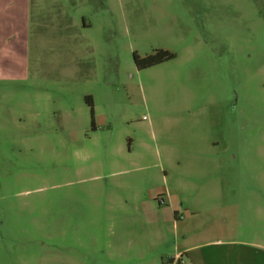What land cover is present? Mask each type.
I'll list each match as a JSON object with an SVG mask.
<instances>
[{
	"label": "rangeland",
	"instance_id": "obj_1",
	"mask_svg": "<svg viewBox=\"0 0 264 264\" xmlns=\"http://www.w3.org/2000/svg\"><path fill=\"white\" fill-rule=\"evenodd\" d=\"M0 264H264V0H0Z\"/></svg>",
	"mask_w": 264,
	"mask_h": 264
},
{
	"label": "trees",
	"instance_id": "obj_2",
	"mask_svg": "<svg viewBox=\"0 0 264 264\" xmlns=\"http://www.w3.org/2000/svg\"><path fill=\"white\" fill-rule=\"evenodd\" d=\"M174 55L163 50H157L153 54L146 56L144 58H140L136 55H133L134 64L137 69L142 70L149 67H152L154 65H157L159 63H162L164 61L173 59ZM89 105H91L90 99H88ZM92 112V110H91Z\"/></svg>",
	"mask_w": 264,
	"mask_h": 264
}]
</instances>
